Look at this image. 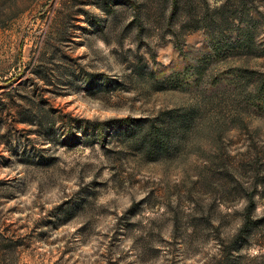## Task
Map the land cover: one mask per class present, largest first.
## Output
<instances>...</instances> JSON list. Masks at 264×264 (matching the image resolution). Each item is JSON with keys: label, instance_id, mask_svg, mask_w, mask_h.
<instances>
[{"label": "rangeland", "instance_id": "374dc122", "mask_svg": "<svg viewBox=\"0 0 264 264\" xmlns=\"http://www.w3.org/2000/svg\"><path fill=\"white\" fill-rule=\"evenodd\" d=\"M257 83L264 0H0V264H264L234 182L264 170ZM192 107L190 145L144 156Z\"/></svg>", "mask_w": 264, "mask_h": 264}, {"label": "trees", "instance_id": "16d2710c", "mask_svg": "<svg viewBox=\"0 0 264 264\" xmlns=\"http://www.w3.org/2000/svg\"><path fill=\"white\" fill-rule=\"evenodd\" d=\"M217 51L220 50L217 49ZM262 85L257 83V89L262 90L264 88ZM198 112L197 107H192L184 112L170 109L161 112L155 117L146 119V122L142 126H145V128L139 133L136 141L137 147L144 153V156L152 160L172 157L175 151L190 145L192 134L200 126V123H203L199 119ZM124 121H135V119L127 118ZM231 121H236V118ZM250 165L247 163L243 168H246L247 171L251 170V172L254 170L256 175L254 181L251 179L252 181L245 180L242 182L240 176H237L236 179L234 178L236 185L239 184L245 191L251 189V191L243 194L246 200L243 212V224L237 234V239L241 240L248 239L253 228L264 224V213L262 216H257L256 214L258 198H264V174H261L264 170H255L253 164ZM248 184L250 186H247Z\"/></svg>", "mask_w": 264, "mask_h": 264}]
</instances>
